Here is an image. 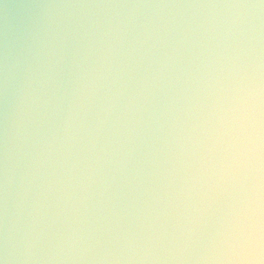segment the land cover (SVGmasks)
I'll return each mask as SVG.
<instances>
[{"label": "water", "instance_id": "1", "mask_svg": "<svg viewBox=\"0 0 264 264\" xmlns=\"http://www.w3.org/2000/svg\"><path fill=\"white\" fill-rule=\"evenodd\" d=\"M0 264H104L46 241L0 218Z\"/></svg>", "mask_w": 264, "mask_h": 264}]
</instances>
